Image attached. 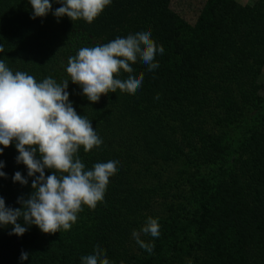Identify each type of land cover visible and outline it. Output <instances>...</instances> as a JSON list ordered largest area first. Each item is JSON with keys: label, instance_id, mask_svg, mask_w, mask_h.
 I'll use <instances>...</instances> for the list:
<instances>
[{"label": "trees", "instance_id": "16d2710c", "mask_svg": "<svg viewBox=\"0 0 264 264\" xmlns=\"http://www.w3.org/2000/svg\"><path fill=\"white\" fill-rule=\"evenodd\" d=\"M172 1L112 0L88 23L67 15L58 22L56 0L53 12L35 19L29 0H0V60L37 81L63 82L82 42L94 47L147 30L164 47L158 68L148 71L139 59L132 65L144 73L135 94L117 89L91 102L82 88L72 90L73 106L103 140L90 152L80 148L82 162L91 169L115 159L117 171L103 201L83 206L71 230L45 234L26 225L20 236L0 225V264H82L96 245L110 264H264V0H209L195 24ZM18 155L15 142L0 154L7 173L0 196L12 208L33 191ZM217 163L224 165L215 171L219 181L206 188L203 171ZM17 171L27 185L13 181ZM148 217L160 224L159 237L141 234L152 253L132 235Z\"/></svg>", "mask_w": 264, "mask_h": 264}, {"label": "clouds", "instance_id": "9594fccd", "mask_svg": "<svg viewBox=\"0 0 264 264\" xmlns=\"http://www.w3.org/2000/svg\"><path fill=\"white\" fill-rule=\"evenodd\" d=\"M32 18L45 17L53 12L52 0H29ZM62 6L53 15H67L71 20L83 18L92 23L112 0H56ZM0 52H4L0 44ZM163 54V45L157 46L150 31H141L127 37L94 47H82L68 58L66 73L70 79L58 83L51 76L37 81L23 71L13 72L0 60V154L15 142L19 155L17 163L26 165L33 191L27 199L20 197L19 208L6 206L0 196V225L13 226L10 234L22 236L27 226L36 225L45 234L71 230L83 206L95 209L104 199L110 177L117 171L118 160L97 162L86 169L79 150L90 152L103 143L92 121L78 114L67 91L69 80L81 86L89 101L98 102L102 95L117 89L135 94L143 83L144 73L134 74L132 67L138 59L148 71L158 68L157 53ZM126 79L119 78L121 72ZM158 98V97H157ZM5 164L0 161V177ZM45 169H51L47 175ZM39 173V175H37ZM14 182L29 183L20 172ZM23 218V224L18 220ZM141 234L157 238L160 235L159 218L148 217L139 231L132 235L140 248L152 253L154 244L141 239ZM21 260L29 253L22 251ZM82 264H110L106 250L96 245L91 254L81 257Z\"/></svg>", "mask_w": 264, "mask_h": 264}, {"label": "rangeland", "instance_id": "374dc122", "mask_svg": "<svg viewBox=\"0 0 264 264\" xmlns=\"http://www.w3.org/2000/svg\"><path fill=\"white\" fill-rule=\"evenodd\" d=\"M209 0H173L172 1V8L174 10H176L182 17H184L187 21H189L192 24H195L200 13L201 10L203 9L204 6H206V4L208 3ZM255 0H235V2L239 5H246L248 3H251ZM80 42H82L80 40ZM84 42L79 43L77 47H75L74 52L72 53L71 56L76 55V53L78 52V50L82 47H84ZM94 43V41L92 42ZM68 62V61H67ZM66 66L67 63L65 64V68H64V80L65 79H70V77L68 76V74L66 73ZM261 82H262V90H261V94L264 96V67H263V72H262V76H261ZM76 88H81L80 85L72 83L71 80H69V87L67 89V91L70 93V96L72 95V90L76 89ZM224 166L223 164H211L205 171H203V173H205L204 175L207 176V181L203 180L202 184H204V182H206V188L209 187H213L214 186V182L219 181L217 179V177L215 176V171L221 169V167ZM203 176V175H201ZM159 177H162V175L160 174ZM181 180H185L182 176H178V180H177V184H180ZM208 180L210 182H208ZM209 185V186H208ZM213 192H216V189L213 188ZM159 192V191H158ZM159 196V195H158ZM160 199V198H158ZM162 200V199H161ZM10 235V234H9ZM1 236V235H0Z\"/></svg>", "mask_w": 264, "mask_h": 264}]
</instances>
